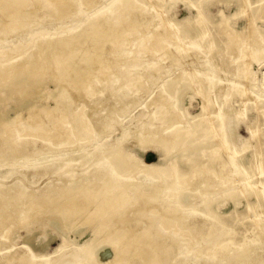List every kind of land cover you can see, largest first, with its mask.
<instances>
[{
  "label": "bare ground",
  "instance_id": "bare-ground-1",
  "mask_svg": "<svg viewBox=\"0 0 264 264\" xmlns=\"http://www.w3.org/2000/svg\"><path fill=\"white\" fill-rule=\"evenodd\" d=\"M44 1L1 0L0 27L14 32L29 24L19 21V18L22 15L30 18L32 13L24 11L30 5L37 11L48 5L52 6V3L56 7L65 3V16L77 9L76 0H48L43 6ZM205 1L186 0L197 13L194 22L183 21L177 26L159 8L147 22L139 25L142 34L155 26L152 42L166 45L159 61L169 59L176 66L187 58H191V61L198 58L197 52L190 53L192 50L189 47L181 49L178 45L182 41L180 27H190L194 32L195 40L189 41L190 46L212 51L213 37L208 31V19L203 8ZM239 1L243 7L231 18H247L252 33L243 41L239 57L231 60L236 73L233 75L226 70L220 72L215 64L209 69L219 72L221 76L233 77L234 81H229V85H226L228 99L236 92L244 107L253 105L264 118V97L254 87L255 66L264 65V34L256 35L257 18L264 21V0H258L257 3L252 0ZM220 16L223 20V42L227 46V55L231 57L230 51L237 48L240 37L231 28L230 18L223 11ZM155 22L158 23L155 25ZM121 25L119 17L110 7L98 25H88L89 29L84 28L87 31L82 29L84 32L69 37L54 38L53 44L42 42L38 45L35 56L39 61L38 58L44 57L46 48H49L53 62L52 73L61 82L58 91L51 95L53 107L35 105L30 111L45 114L57 126L61 121H56L55 113L67 109L76 98L82 97L84 100L85 97L95 96L97 91L94 88L99 83L95 81L94 75L101 76V87L112 88L105 113L99 108L97 99L94 100V108L87 109L84 105L77 112L83 129L91 134L90 140L80 139L65 120L59 125L60 129L56 128L58 136L52 140L48 135L50 130L46 128L47 125L44 128H23L19 114L11 123L5 124L4 131L0 133V136L5 135L3 139L11 146L13 160L8 166L10 169L0 173V245L3 240L9 239L15 226L21 225L18 223L20 215L31 219L29 214L37 207H40V212L32 219L39 217L48 208L47 212L61 217V224L66 230L73 229L75 234L82 236L84 228H92L93 238L78 247L70 245L67 237L63 236V244L55 253L44 256H37L27 246L22 253L18 249L0 250L2 261L6 264H136L138 257L149 253L153 255L147 259L148 264H264V152L259 146L261 130L249 127L251 139L257 144L245 141L243 149H237L233 142L234 132L231 130L234 122H230L229 137L223 113L224 104L219 103L215 93V88L223 85L221 80L210 77L211 74L190 72L185 76L178 71L179 73L169 80L164 79L160 84L159 80L168 71L161 69L156 62L147 68H140L145 55L155 56L154 50L146 49V44L138 39L131 41L129 45L122 44L117 33ZM254 26L257 30H254ZM167 29L178 35L172 37L174 33ZM85 38H90L94 47L82 52ZM208 39L211 46L206 44ZM106 43L111 46L108 52L105 49ZM145 50H148L147 53ZM18 53L20 52L16 48L0 45V69H8L9 62L13 61L12 55ZM77 57L76 65L80 76L86 77L89 83L80 80L76 86L81 85L84 89L70 95L65 80L74 71L72 63ZM30 63L31 60L27 58L24 66ZM92 66L97 68L95 72L92 71ZM44 67V62L40 61V71ZM11 73L12 71L8 72L6 79ZM158 84L157 92H152L153 87ZM250 85L253 87L247 89ZM250 90L258 98L246 101L244 99L249 96ZM187 91L193 92L202 101L201 112L194 117L181 107V97ZM144 94L150 95L144 103L143 111L132 117L133 110ZM231 112L238 118L245 116V110L232 109ZM29 117L32 119L33 115L30 113ZM31 128L32 133L23 136L22 132ZM117 131L123 137L120 143H115L114 140ZM14 133L18 136H14ZM73 138L77 142L72 144L84 147L82 150H71L72 152L60 151L52 161L59 167L60 173L53 175L52 179L49 175L54 172L49 167L48 157L53 153L46 146L37 149L36 144L41 142L62 149L61 145L73 141ZM93 138L98 142L107 140L104 142L106 145L94 153L86 147ZM23 142L27 144L25 148L31 146L32 150L20 148L19 144ZM129 145L144 153L161 151V161L166 164L146 163L126 148ZM247 149L254 151V155L243 160L240 153ZM4 151L6 150H1L0 167L9 164ZM93 157L99 162L89 169L85 168L89 164L85 159ZM38 178L39 181L44 178L48 180L40 191L34 186ZM251 198L256 200L255 204L250 202ZM239 199L247 201L248 217L244 220L252 222L250 230L253 237L249 239L246 238V232H235L244 241L237 248H232V243L219 241L225 230L229 229V232L231 227L226 216L220 214L215 205L221 209L226 202L237 204ZM77 217H80V223L73 228ZM52 221L53 219L51 224ZM145 222L148 227L143 228ZM133 223L136 229H133ZM53 225L56 230L64 228L55 223ZM29 235L27 240L32 242ZM156 237L161 242L155 240ZM197 238L202 242L195 243ZM205 244L208 245L206 253L202 249ZM161 251H172L173 254L161 259Z\"/></svg>",
  "mask_w": 264,
  "mask_h": 264
},
{
  "label": "rangeland",
  "instance_id": "rangeland-1",
  "mask_svg": "<svg viewBox=\"0 0 264 264\" xmlns=\"http://www.w3.org/2000/svg\"><path fill=\"white\" fill-rule=\"evenodd\" d=\"M47 1L48 0H45L43 2V6H45L44 3ZM49 1L52 2L53 0ZM257 1L258 0H252L253 3H257ZM76 3V11L72 14H69L68 16H65V14H63L66 8V6L64 5L65 3H61L57 5V7L55 3L54 5L52 3V6L48 5L43 9H39L37 11H35L36 9L33 5H30L26 8V10H24L32 13L30 18L29 16L26 17L24 15L19 18V21L29 24L19 27L14 32H11L8 28L0 27V45L9 48H16V50L20 52L17 55H12L13 61L9 62L8 65L10 66L8 69H0V133L4 131V125L11 123L16 115L19 114L22 117V122L20 123V125L23 128H26L27 126H32L34 128H44V126L47 125L46 128L50 130L48 135L52 140H54L58 136V132H56L55 130L56 128L60 129L59 125H61L62 120L68 122V126H70L72 130L80 136V139L90 140L91 134L83 129V123L77 112L81 110V107H83L84 105H86L87 109L94 108L95 99L99 100V108H101L102 110L106 109L109 106V102L107 101V99L112 94V88L109 86L101 87V76L99 74L94 75L95 81L99 83L97 87L94 86L96 87L94 88V91H97L95 96L93 98L85 97V101L81 99L82 97L76 98L75 101L72 102L67 109L63 110L61 113H55L56 121H61L57 126V123L54 124L53 121H51L45 114H36V112L30 111L32 110L31 108L35 105H49L50 107H53L54 101L51 99V95L58 91V86L61 82V80L57 79L56 76L52 73L53 62L50 59V49L46 48L44 57H41L40 59L38 58L39 61H37L35 56L37 55L38 45L40 43L45 42L46 44H53L54 38L69 37L72 34L75 35L78 32H82L83 30L87 31L86 29H89L88 25H98L100 21L107 15L108 9L112 7L117 17H119L120 23L122 24L117 29V33L120 36L122 44L129 45L131 41H135L136 39H138L139 41H142L146 44V49L152 48L154 50L155 56L152 57L145 55L140 68H147L150 64L156 62V64L159 65L161 69H166L168 73L164 75V78L159 80L160 84L164 79L169 80L176 73H179L178 71H180V73L182 72V74L185 76L190 72H197L199 75L211 74L210 77L221 80V83L223 85H218L215 88V93L217 95L219 103L224 104L223 113L227 121V132L229 137L231 126L230 122H234L231 126V130L234 132L233 142L236 144V148L241 150L245 145V141H252V143L254 142L253 144L256 143L251 139V134L249 133L248 128L251 127L254 130H257L259 128L261 130L259 132L261 136V138H259V146L264 152V118L260 116L253 105H247L246 107H244L242 99L238 96V94H236V92L228 99L226 85H229V81H234L233 77H225L223 75L221 76L219 72H214L209 69L210 67H212L211 65L215 64L218 67L219 71L226 70L231 72L233 75L236 73V68L232 64L231 60L234 57H239V49L243 47L247 36L252 33V29L248 26L249 23L247 22V18L240 17L235 20L231 18L233 14L240 12L241 8L243 7V4L239 0H206L203 3L204 13L208 19V31L211 37H213L212 51L210 49L204 48V50H200L193 47L192 45L190 46L189 41L195 40L194 32L190 27H180V38L182 39V41L179 42L178 45L181 47V49L189 47L193 51H190V53L197 52L198 58L192 61L191 58H187L185 61H182L179 65L176 66L172 65V63L170 62L171 60L169 59L159 61V59L161 58V54L164 52L163 49L166 48V45L152 42L151 37L155 30V26H152L148 31H146V34H142L139 25L147 22V19L151 18V15L157 13L159 8L163 10L167 19L175 22L177 26H179L183 21L194 22L197 19V13L190 8L186 0H76ZM144 8H146V10H144ZM222 11L230 18L231 28L240 37V42L237 48H233V50L230 51L232 54V58L230 57V55H227V46L226 44H224V38L221 34L223 28V20L220 16V13ZM157 23L158 22H155V25ZM257 25L258 30L255 28V26L253 27L254 30H257L256 35L264 34V21L257 18ZM167 31L171 32L172 34L174 33L172 37L178 35L171 29H167ZM126 34L130 35L126 36ZM93 43L94 42L90 38H85V43L82 46V52H84L85 49L94 47ZM206 44L208 46H211V41L209 39L206 40ZM105 49L107 52L111 50L110 44L106 43ZM27 58L31 60V63L28 66H24V61ZM78 58L79 57H77L72 63L74 71L70 72L65 80L67 91L70 95L75 93L77 90L82 91L84 89V87L79 84V86H76V83L80 82V80H83L87 84L89 83L86 77L83 78L80 76V71L76 65V63L78 62ZM40 61H42V63L44 62L45 64L44 70L42 71H40V69L38 68V64ZM191 62L194 64L191 65ZM82 66L84 67V65ZM91 69L93 72H95L97 68L95 66H92ZM11 71L12 73L10 77L6 79L8 72ZM255 72V91H257L258 94L263 95L264 97V65H262L261 67L255 66ZM186 79H189V77H187ZM160 84L154 86L152 92H157V87ZM253 85H250V87L246 88L250 89L251 87H253ZM149 95L150 94L141 95L140 103L138 104L136 109L133 110L132 117L138 115L141 111H143L144 103L148 100ZM256 98H258L257 95L252 92V90H250L249 96L244 100H254ZM180 101L181 107L183 109H187L191 117H194L201 112L202 101L198 99L193 92L187 91L181 97ZM232 109H235L237 111L245 110V116L243 117L244 119L238 118L237 115L232 114ZM30 113L31 115H33L32 119H30L29 117ZM92 113L94 117V112L92 111ZM103 113H105V110ZM41 117L42 120H40ZM70 127L68 128L70 129ZM32 131V128L29 130L26 129L24 132H22L23 136L30 135ZM14 136L17 137L18 134L14 133ZM3 138L5 139V135L0 136V155L2 153L1 150L5 149L6 151H4L3 154H6L4 155V157L8 158L9 161L7 163L9 164H3V166L1 165L2 167H0V173H3L2 170L10 169L8 168V166H10L13 162L11 157V146ZM122 138L123 137L121 135V132L117 131L116 137L114 139L115 143H120L122 141ZM105 141L107 140L103 139V142H98L93 138L91 142L86 144V147L90 148L91 152L94 153V151L101 150L106 145L104 143ZM73 142H77V139L73 138V141L65 142L66 144L64 143L63 145H61L62 149H56L51 144L44 145L41 142H38L36 144L35 147L37 149H42L44 146H46V148H49V151L53 153L48 157L50 161L48 163L49 167L54 172L49 175L52 176V179L54 176H57L60 173L59 167L55 166L54 162H52L57 158L56 155L62 150L72 152L71 150H82V148L84 147L78 145L77 143L72 144ZM26 146L27 144L25 142L19 144V147L23 149ZM126 148L132 153L137 154L146 163L148 162V164H166V162L161 161L163 158V154L161 151H151L144 153L130 145ZM30 150H32L31 146L25 148V151ZM253 155L254 151H250V149H247L245 152L240 153V156L243 160H248L252 158ZM85 160L89 162V164L85 166V168L87 169L99 162L96 157H93V159L86 158ZM33 181L34 179L32 178V182ZM36 182L37 184L34 185L35 189L37 191H40L43 189V187L46 186L48 180L44 178V180L39 181L38 178L36 179ZM185 201L188 203V200ZM250 202L255 204L256 200L254 198H251ZM39 206H41V204ZM246 206L247 201L245 199H239V202L237 204L232 201L226 202L221 209H219L218 205H215V208L218 209L220 214H224L226 216L227 223L229 227H231V231L228 232L229 229L225 230L223 236L219 241L223 240L225 241V243H232V248H237V245L244 241V238L240 234H235V232H246V238L248 237L249 239L253 237L252 231L250 230L251 226H253L252 222H250L249 220H244V218L248 217ZM44 210L45 211H43V213L39 217L33 219L32 217L36 213L40 212V207H37L30 212L29 217H31V219H26L24 215H20L18 223H20L21 225L15 226L9 235V239L5 241L3 240L1 242L0 250L14 251V249H18V251L22 253L24 247L27 246L37 256H44L55 253V251L63 244V236H65V238L67 237V242L70 245L78 247L83 246L93 238L92 228H84V234L80 236V234H75L73 229L66 230L65 227L61 224V217L55 214H51L49 211L47 212L48 208H45ZM129 215L132 217L130 213ZM52 219L53 223H55L56 225L58 224L60 225V227L62 226V228H64L56 230L53 223L51 224ZM76 219L78 221L76 220L74 222L75 226L73 228L77 227L81 220L80 217H77ZM132 226L133 229H136L134 223ZM142 226L143 228H146L148 227V223L145 222ZM139 229L141 230V228ZM29 234L31 235L32 242H29L27 240ZM155 240L161 242V239H159L158 237H156ZM198 241L200 243L202 242L201 239H195V243H197ZM202 249H204L203 251H205L206 253L208 251V245H203ZM172 254V251H161L159 253V256L161 259H166ZM144 255L138 257L135 263L148 264L146 263V261L148 258H150V255L152 257L153 254L148 253L147 255ZM0 264H6L5 261H2L1 257Z\"/></svg>",
  "mask_w": 264,
  "mask_h": 264
}]
</instances>
